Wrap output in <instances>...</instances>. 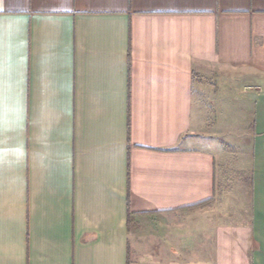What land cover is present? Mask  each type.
Returning a JSON list of instances; mask_svg holds the SVG:
<instances>
[{"label": "crops", "instance_id": "0c3cea01", "mask_svg": "<svg viewBox=\"0 0 264 264\" xmlns=\"http://www.w3.org/2000/svg\"><path fill=\"white\" fill-rule=\"evenodd\" d=\"M0 264H264V0H0Z\"/></svg>", "mask_w": 264, "mask_h": 264}, {"label": "rangeland", "instance_id": "374dc122", "mask_svg": "<svg viewBox=\"0 0 264 264\" xmlns=\"http://www.w3.org/2000/svg\"><path fill=\"white\" fill-rule=\"evenodd\" d=\"M210 118L211 119H209L208 120V123L209 124H211L212 122H213V120H215L214 118H216V114L215 113H211V115H210ZM219 137H221V136H219ZM218 137V138H219ZM218 142L220 143V147H226L225 145H224V141H223V139H218ZM223 142V143H222ZM226 149V148H225ZM227 150V149H226ZM218 178H219V183L220 184H222L221 185V187L222 186H224L225 187V184H226V182L227 181H229V180H232L233 179V177H236V176H232V175H228L226 172L228 171V169H229V166L226 164V162L224 163V162H220L219 163V165H218ZM226 175H228L229 176V178L226 180ZM230 182V181H229Z\"/></svg>", "mask_w": 264, "mask_h": 264}, {"label": "trees", "instance_id": "16d2710c", "mask_svg": "<svg viewBox=\"0 0 264 264\" xmlns=\"http://www.w3.org/2000/svg\"><path fill=\"white\" fill-rule=\"evenodd\" d=\"M210 202H211V200L205 201V202H203V203H200V204H198V205L193 206L192 209H195V208H201V207H203V206L209 204Z\"/></svg>", "mask_w": 264, "mask_h": 264}]
</instances>
